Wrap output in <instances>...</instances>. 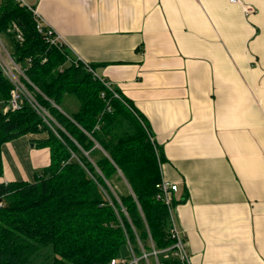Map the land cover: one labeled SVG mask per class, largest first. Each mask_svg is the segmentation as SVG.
Instances as JSON below:
<instances>
[{
  "label": "crops",
  "instance_id": "1",
  "mask_svg": "<svg viewBox=\"0 0 264 264\" xmlns=\"http://www.w3.org/2000/svg\"><path fill=\"white\" fill-rule=\"evenodd\" d=\"M26 2L144 115L192 264H264V0Z\"/></svg>",
  "mask_w": 264,
  "mask_h": 264
},
{
  "label": "trees",
  "instance_id": "2",
  "mask_svg": "<svg viewBox=\"0 0 264 264\" xmlns=\"http://www.w3.org/2000/svg\"><path fill=\"white\" fill-rule=\"evenodd\" d=\"M0 36L54 120L44 122L28 104L0 111V264H32L46 249L52 264H110L132 252L145 261L143 252L155 259L154 250L159 264H180L169 251L170 218L158 198L159 161L144 115L71 63V52L50 46L19 0H0ZM12 90L0 69V101ZM25 134L49 149L50 163L34 182L5 183L2 147Z\"/></svg>",
  "mask_w": 264,
  "mask_h": 264
},
{
  "label": "built area",
  "instance_id": "3",
  "mask_svg": "<svg viewBox=\"0 0 264 264\" xmlns=\"http://www.w3.org/2000/svg\"><path fill=\"white\" fill-rule=\"evenodd\" d=\"M24 5L28 7V9L33 13V16L36 21V29L37 32L43 36V39L50 45L56 48H59L60 51L66 50V46L62 37L56 33L54 29L50 26L46 25L44 19L42 18L41 14L38 13L37 9L30 6L26 0H19ZM231 3H238L240 0H229ZM245 13L248 15L254 12V8L249 5H245L244 7ZM16 31V40L19 42L24 41L23 34L15 26ZM4 38L0 36V69L3 71L4 75L7 77L9 82L13 85V90L11 92V100L10 105L4 110L5 112L8 111H16L20 109L23 105L28 104L32 107L40 117L44 119V122L50 123L49 120L54 121L48 111L43 108L36 100L35 94L29 87H32L35 92H39L38 88L33 85L26 75V70L22 68L12 57L8 45L4 43ZM6 41V40H5ZM71 63L75 65H82L84 66L94 77L100 79V81L104 84L106 88L113 91L111 83L103 79L102 77L98 76L96 73V69H94L91 64L82 61L78 58H73ZM115 97L119 98L117 93H114ZM102 96H104L102 94ZM151 142L156 146L155 140L151 135ZM158 157L160 155L157 153ZM158 158L159 168H160V181L156 185L159 195L158 198L164 202L168 209V214L170 218V237L173 240V246L169 249L171 250V255L173 254L175 259L179 261L180 264H192L190 255L186 249L185 242H184V235L179 230L175 217H174V202L175 196L180 191V185L176 182H173L167 179L162 170V163L161 159ZM151 255L157 260V251H153ZM173 257V256H172ZM142 258L148 263L149 256L145 251L143 252ZM158 261V260H157ZM140 258L136 257L135 254L132 252L131 258L126 257H117L111 260L110 264H139Z\"/></svg>",
  "mask_w": 264,
  "mask_h": 264
},
{
  "label": "rangeland",
  "instance_id": "4",
  "mask_svg": "<svg viewBox=\"0 0 264 264\" xmlns=\"http://www.w3.org/2000/svg\"><path fill=\"white\" fill-rule=\"evenodd\" d=\"M3 40H4V43L7 44L5 39H3ZM67 65H69V64H66L65 66H67ZM10 100L8 99V101H6L7 103L2 102V100L0 101V111H3V113L5 112L4 110L10 105ZM71 102L72 101L70 99V103ZM72 108L76 109V105L73 102L71 104V109ZM48 124H53V123H48ZM33 139H34L33 135L25 134V135H22L20 137H17V139L15 138L14 140L9 142V145H14L15 149L20 154V159L15 158V159H13V162L9 164L16 170V174H13L12 178H16L20 182L27 179V177L32 179L29 182H34L36 175L41 173V170H42L41 166L32 165V163H31V160L35 159V154L38 155V159H36V161L37 160L45 161V163H46L50 160V151L48 148L45 149V148H37L36 147L33 151L35 154H32V156H30L28 154L27 157L25 156L24 153H22L24 151L26 152V150L29 151V144H34L32 141ZM9 145H8V147H9ZM2 152H3V147H2ZM155 153H156V156L158 159L159 157H158L157 153L158 154H160V153H159L157 147L155 149ZM30 168H32V170ZM38 168H39V170H38ZM25 176H27V177H25ZM184 242H185V246L187 249L185 239H184ZM49 251L50 250H47V249L43 250V252L39 256H37V258H34L32 264H52V262H53L52 257L53 256L51 254H49ZM124 255H125V253H124ZM189 255H190V253H189ZM172 256H173V258H175L173 254H172ZM190 258H191V256H190ZM149 261H150V263L149 262L147 263L146 261H140L139 264H155L154 260L152 258H150Z\"/></svg>",
  "mask_w": 264,
  "mask_h": 264
}]
</instances>
